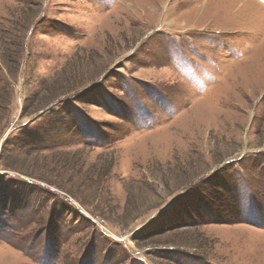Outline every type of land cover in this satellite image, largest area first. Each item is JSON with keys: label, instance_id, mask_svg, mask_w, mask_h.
Returning <instances> with one entry per match:
<instances>
[{"label": "rangeland", "instance_id": "obj_1", "mask_svg": "<svg viewBox=\"0 0 264 264\" xmlns=\"http://www.w3.org/2000/svg\"><path fill=\"white\" fill-rule=\"evenodd\" d=\"M0 264H264V0H0Z\"/></svg>", "mask_w": 264, "mask_h": 264}]
</instances>
